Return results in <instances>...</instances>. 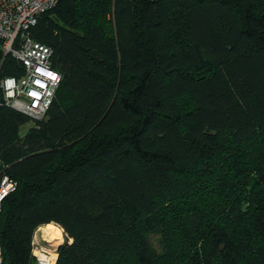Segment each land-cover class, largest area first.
Segmentation results:
<instances>
[{
  "label": "trees",
  "instance_id": "obj_1",
  "mask_svg": "<svg viewBox=\"0 0 264 264\" xmlns=\"http://www.w3.org/2000/svg\"><path fill=\"white\" fill-rule=\"evenodd\" d=\"M29 33L62 82L23 135L29 116L0 103V172L17 182L2 264H36L49 223L57 264H264V0H61ZM1 47L0 81L22 77ZM199 184L223 200L206 219Z\"/></svg>",
  "mask_w": 264,
  "mask_h": 264
},
{
  "label": "built area",
  "instance_id": "obj_2",
  "mask_svg": "<svg viewBox=\"0 0 264 264\" xmlns=\"http://www.w3.org/2000/svg\"><path fill=\"white\" fill-rule=\"evenodd\" d=\"M60 1L0 0V40L4 43V56L16 58L25 70L20 78L7 77L2 80L3 99H0V103L5 101L36 121L47 117L62 76L51 66L52 49L35 41L29 31L44 12ZM16 185L8 177L0 178V212L3 199L16 189Z\"/></svg>",
  "mask_w": 264,
  "mask_h": 264
},
{
  "label": "rangeland",
  "instance_id": "obj_3",
  "mask_svg": "<svg viewBox=\"0 0 264 264\" xmlns=\"http://www.w3.org/2000/svg\"><path fill=\"white\" fill-rule=\"evenodd\" d=\"M57 5L58 4H56L55 6H57ZM46 12H44V13H46ZM39 19H38V21H39ZM106 30H107L108 33L113 32V27L111 26V24H107L106 25ZM1 48H2V51H3V57H5L6 55L4 56V43L3 42H2V47ZM52 56H53V54H52ZM51 66H52V58H51ZM9 77H11V76H9ZM4 79H2V80H4ZM2 80L0 81V89H1ZM1 92H2V90H1ZM72 93H74V95L77 94L75 92H72ZM68 96H69V93H67L66 90H61L60 89L57 98L61 102V101L66 100L68 98ZM79 96H80V94H79ZM0 99L1 100L3 99V94L0 96ZM1 103L7 105L5 103V101H1ZM52 103H53V101H52ZM19 112H21V111H19ZM21 113H23V112H21ZM29 118H30V121L25 126L22 127L21 135H23L30 127H32V126L37 124L36 120L32 119L31 117H29ZM2 177H8V178L12 179L14 182H16L12 177H10L8 175H5L4 173L0 172V178H2ZM16 184H17V182H16ZM3 185H4V183H3ZM250 186H251V184H248V188H247L246 193H248V190H249ZM16 187H17V185H16ZM196 188H197V192H196L197 199L195 201H190V206H192L193 203H196V204H199V205L203 206V209L205 211V214L203 215V219H206V216L211 211H216V210H218L220 208V202H222L223 200L217 199L215 197V194L212 191H210L206 187L202 186L201 184L197 185ZM11 193L12 192H10V194ZM248 197L252 198V196H250V195ZM6 198H4L3 201H2V204H1L2 209H3V204H4L5 200H6ZM164 207H167V208L169 207L167 212H168L169 216L171 217V224L170 225L168 224L166 227H167V231L168 232L170 231V229L172 227L171 237H172L173 241L175 243H178V242L186 239V237L191 232V230L187 231L184 219H182L179 216V214L182 212V208H183V206L180 203V201L179 200H176L174 202L168 201L165 204ZM197 211H199V210H197ZM1 212H2V210H1ZM1 212H0V214H1ZM53 224H56V223H53ZM56 225H58V224H56ZM44 231L45 230L43 228L39 227L34 232V237H33V241H32V255H33L34 259H35V263L36 264H57V261H58V258H59V250L67 241L66 240V235L64 233V230L62 229V234L60 233L58 235V234L54 233L52 236L57 237V238H54L53 242L49 243V242H45L44 240H41V239H43V237H44V235L46 233ZM46 238H48L49 240L51 239L50 236H47ZM58 238L60 240H58ZM151 241L159 250L163 249V244L161 245V237L159 235L152 236ZM71 242H72V239H70L69 243H71ZM184 243H186V242H184ZM201 245H203V242L197 244V246H201ZM0 248H1V244H0ZM1 252H2V248H1ZM56 254H57V256L55 257L54 255H56ZM53 257L56 258L55 262L53 261ZM2 260H3V256H2Z\"/></svg>",
  "mask_w": 264,
  "mask_h": 264
},
{
  "label": "bare ground",
  "instance_id": "obj_4",
  "mask_svg": "<svg viewBox=\"0 0 264 264\" xmlns=\"http://www.w3.org/2000/svg\"><path fill=\"white\" fill-rule=\"evenodd\" d=\"M40 228H43L45 230L44 232H46L44 237H43V239H41V240H44L45 242L52 243L53 239L57 238V237L52 236L54 233H56L58 235L60 233L62 234V228L60 226L56 225V224H53V223H49V224L43 225ZM47 236H50L51 239L49 240L48 238H46ZM58 240H60V239L58 238ZM54 256L56 257L57 254L54 255ZM55 257H53V261L54 262L56 261Z\"/></svg>",
  "mask_w": 264,
  "mask_h": 264
},
{
  "label": "crops",
  "instance_id": "obj_5",
  "mask_svg": "<svg viewBox=\"0 0 264 264\" xmlns=\"http://www.w3.org/2000/svg\"><path fill=\"white\" fill-rule=\"evenodd\" d=\"M2 94H3V92H2ZM8 107H11V106H9V105H7ZM13 108V107H12ZM13 109H15V108H13ZM16 110V109H15ZM18 111V110H17Z\"/></svg>",
  "mask_w": 264,
  "mask_h": 264
}]
</instances>
